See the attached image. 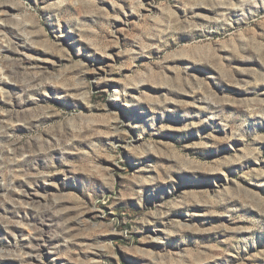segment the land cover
Wrapping results in <instances>:
<instances>
[{
    "label": "rangeland",
    "instance_id": "1",
    "mask_svg": "<svg viewBox=\"0 0 264 264\" xmlns=\"http://www.w3.org/2000/svg\"><path fill=\"white\" fill-rule=\"evenodd\" d=\"M0 264H264V0H0Z\"/></svg>",
    "mask_w": 264,
    "mask_h": 264
}]
</instances>
